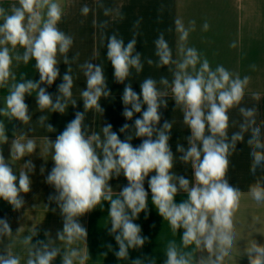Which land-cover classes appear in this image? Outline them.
Here are the masks:
<instances>
[{
  "label": "clouds",
  "instance_id": "obj_1",
  "mask_svg": "<svg viewBox=\"0 0 264 264\" xmlns=\"http://www.w3.org/2000/svg\"><path fill=\"white\" fill-rule=\"evenodd\" d=\"M89 11L87 5L81 8L83 15ZM109 11L106 9L105 15ZM63 16L61 0H18L9 9L0 6V88H7L0 116L27 124L32 117L25 96L34 91L41 111L50 109L53 113H64L69 104L76 106L77 101L72 98L70 67L57 86L55 98L46 87H41L42 84L51 86L60 76L58 57L69 65L79 56L77 53L71 61L69 59L68 53L74 41L71 35L59 28ZM209 27L205 21L203 30L207 31ZM194 30V20L187 26L181 19L175 21L177 59L173 58L163 32L154 42L158 58L156 66H170L168 70L172 72L171 81L167 77L159 80L164 91L151 77L140 83L139 94L133 90L132 84L125 85L122 115L129 121L134 114L139 113L140 116L132 125L125 123L119 129L121 133H129L124 140L113 131L110 123L104 124L101 132L90 131L84 123L86 111L104 112L100 101L111 93L100 64L85 61L79 65L86 78V88L80 93L84 111L76 112L55 141L48 139L44 149L51 152L54 162L46 182L55 188V194L49 199L57 203L63 217V229L56 236L64 247L61 249L55 241L37 240L33 243L35 233L29 234L22 241L27 249L26 264H53L57 257H60L61 264H85L87 255L73 247L87 239V230L78 218L104 201L110 204L108 216L111 227L108 231L118 245L114 255L118 260L129 259V250L142 248L147 240L141 234V226L134 221L140 213L148 210L149 193L144 185L151 173L154 175L147 182L152 205L174 233L182 230L179 245L174 240L168 243L163 264H226V258L237 245L234 214L242 197L240 188L227 179L229 157L238 142L244 140V134L250 133L247 140L252 158L250 170L253 175L257 169L264 171V135L256 122V109L240 107L250 77L241 78L223 65L212 68L202 53L188 46L189 34ZM107 41L106 56L114 70V79L124 84L133 69L140 73L144 67L141 53L136 50L137 40L134 35L125 44L113 33ZM230 47H235V43ZM18 48L23 51H18ZM30 60H35L39 80L16 82L13 62L19 65ZM147 63L152 65L154 61L149 58ZM252 67L255 68L254 65ZM169 90L190 132L186 138L187 147L177 144L176 152L180 153L178 159L181 163L191 166V181L172 171L176 159L169 143L173 125L169 120L161 124L160 111L167 108ZM145 105L146 109L142 111ZM237 107L243 121L239 124V131L229 136L228 113ZM47 119L41 115L37 121L48 132L55 131L51 124L45 123ZM128 129L134 131L127 132ZM133 138H141V143L134 147L131 143ZM0 141H8L3 121H0ZM36 148L33 139L21 135L11 144V160H21ZM24 167L27 171L21 170L18 176L14 174L0 150V199L17 210L25 203L21 193H29L32 184L29 176L34 168L32 161L28 160ZM121 174L128 183L114 198L109 182ZM181 193L186 198L177 202L176 197ZM248 195L257 203L264 202V175L249 186ZM12 236L7 218H0V243ZM13 246L8 243L0 251V264H21V257L13 252ZM244 254L249 264H264V245L256 240L247 242ZM131 264L145 262L137 258ZM151 264H155V260Z\"/></svg>",
  "mask_w": 264,
  "mask_h": 264
},
{
  "label": "crops",
  "instance_id": "obj_2",
  "mask_svg": "<svg viewBox=\"0 0 264 264\" xmlns=\"http://www.w3.org/2000/svg\"><path fill=\"white\" fill-rule=\"evenodd\" d=\"M17 3L18 0H0V6L6 9ZM61 3L64 16L59 28L71 35L74 41L68 53L69 59L71 61L77 53L79 56L69 65H65L63 58L58 57L60 76L51 86L42 84L41 87H46L55 98L58 94L57 86L70 67L73 76L72 98L77 101L76 106L69 104L64 113H53L50 109L41 111L36 102L37 93L34 91L31 95L25 96L29 115L32 117L27 124L18 120L9 121L6 117L0 116L8 136L6 143L0 141V150L5 160L11 164L14 174L18 176L21 170L27 171L24 163L28 160H31L34 165L29 173L32 181L31 190L26 194L21 193L25 201L24 205L17 210L0 199V218H7L13 232L12 237H7L3 243H0V251L6 244L12 243L13 252L21 257V264H26L27 260V249L22 241L29 234L35 233L33 243L37 240L55 241L58 247L61 249L64 247L56 236L57 232L63 229V217L57 203L49 199L50 195L55 194V188L46 182L54 162L51 160V152H45L44 149L48 139L55 141L67 123L74 119L76 112L84 111L80 93L86 88V78L79 65L85 61H92L102 66L111 95L100 101L104 109L103 113L95 110L85 112L84 123L88 125L90 131L96 132H101L102 126L110 123L113 131L117 132L121 140H124L129 133H121L119 129L125 123L132 125L140 116L139 113L134 114L133 119L129 121L122 115L124 109L122 94L125 85L132 84L133 90L139 94L140 83L151 77L157 81V87L164 91V86L159 84V80L161 77H167L171 81L172 72L168 70L170 66H156L155 61L158 58L155 55L154 42L163 32L172 49L173 58L177 59L178 34L175 31V21L181 19L187 26L189 21L194 20L195 30L189 34L188 46L195 47L202 53L209 60L212 68L223 65L229 71L239 74L241 78L250 77L240 107L256 109V122L264 135V0H61ZM84 5L90 9L87 15L81 13ZM106 9L110 10L107 15H105ZM137 21H139L138 25ZM205 21L210 26L207 31L203 30ZM113 33L122 38L125 44L135 35L136 50L141 53L144 65L140 73H136L133 69L124 84L115 81L114 70L106 56L107 37ZM233 42L235 47H230ZM18 51L22 52L23 49L18 48ZM149 58L154 61L152 65L147 63ZM253 65L255 68L252 67ZM13 71L16 74V82L23 79L39 80L35 60L19 65H16L14 61ZM6 95L7 88H0V107H4ZM166 99L168 100L167 108L160 109L161 124L164 120H169L173 125L169 143L176 159L172 171L191 181L193 179L191 166L181 163L178 159L180 153L176 152L177 144L187 147L186 138L190 132L183 122L181 109L175 107L170 90ZM145 109L146 105L142 111ZM41 115L47 116L45 123L51 124L55 131L48 132L46 128L41 127L37 121ZM228 115V133L231 136L232 133L239 131V124L243 121V117L238 107L230 109ZM21 135L33 139L37 148L21 160H11V144ZM249 136L250 133L244 134V140L238 142L236 150L229 157L227 179L232 185L240 188L242 197L240 206L234 214L237 245L232 249L231 255L226 258V264H249L244 250L250 239L264 245V202L257 203L248 195L249 186L258 177L264 175V171L257 169L256 174L253 175L250 170L252 158L247 144ZM131 143L134 147L138 146L141 138H133ZM151 175L154 173L146 178L144 185L149 193L148 210L140 213L138 219L134 221L141 226L142 236L147 237L145 245L140 249H130L129 259H117L114 252L118 251V245L108 231L111 227L108 216L110 204L104 201L91 212L78 218L79 223L87 230V239L86 242H77L73 247H78L82 254L87 255L85 264H131L132 260L137 258L144 260L145 264H151L152 260H155V264H163L168 243L173 240L178 245L181 243L182 230L174 233L169 223L163 220L152 205L147 182ZM109 183L115 198L128 182L121 174ZM185 198L186 195L181 193L177 195L176 200L180 202ZM53 264H61L60 257H57Z\"/></svg>",
  "mask_w": 264,
  "mask_h": 264
}]
</instances>
